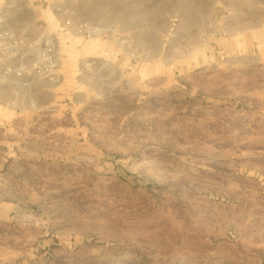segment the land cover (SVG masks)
Returning <instances> with one entry per match:
<instances>
[{"label":"rangeland","instance_id":"1","mask_svg":"<svg viewBox=\"0 0 264 264\" xmlns=\"http://www.w3.org/2000/svg\"><path fill=\"white\" fill-rule=\"evenodd\" d=\"M0 264H264V0H0Z\"/></svg>","mask_w":264,"mask_h":264},{"label":"built area","instance_id":"2","mask_svg":"<svg viewBox=\"0 0 264 264\" xmlns=\"http://www.w3.org/2000/svg\"><path fill=\"white\" fill-rule=\"evenodd\" d=\"M15 46H16V45H15V44H13V47H12V48H13V49H15ZM47 46H48V44H46V47H47ZM87 66H88V65H87Z\"/></svg>","mask_w":264,"mask_h":264}]
</instances>
